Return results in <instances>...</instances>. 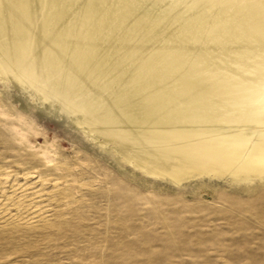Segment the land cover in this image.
I'll return each instance as SVG.
<instances>
[{"label":"bare ground","instance_id":"bare-ground-1","mask_svg":"<svg viewBox=\"0 0 264 264\" xmlns=\"http://www.w3.org/2000/svg\"><path fill=\"white\" fill-rule=\"evenodd\" d=\"M0 79L150 176L264 180V0H0Z\"/></svg>","mask_w":264,"mask_h":264},{"label":"rangeland","instance_id":"rangeland-1","mask_svg":"<svg viewBox=\"0 0 264 264\" xmlns=\"http://www.w3.org/2000/svg\"><path fill=\"white\" fill-rule=\"evenodd\" d=\"M36 97L0 79V195L38 191L0 207V264H264V180L150 176Z\"/></svg>","mask_w":264,"mask_h":264}]
</instances>
